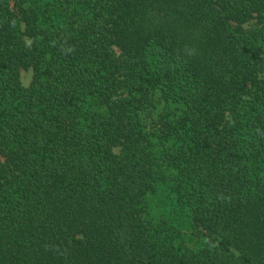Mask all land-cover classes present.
I'll list each match as a JSON object with an SVG mask.
<instances>
[{
    "label": "trees",
    "instance_id": "16d2710c",
    "mask_svg": "<svg viewBox=\"0 0 264 264\" xmlns=\"http://www.w3.org/2000/svg\"><path fill=\"white\" fill-rule=\"evenodd\" d=\"M0 156V264H264V0H0Z\"/></svg>",
    "mask_w": 264,
    "mask_h": 264
},
{
    "label": "rangeland",
    "instance_id": "374dc122",
    "mask_svg": "<svg viewBox=\"0 0 264 264\" xmlns=\"http://www.w3.org/2000/svg\"><path fill=\"white\" fill-rule=\"evenodd\" d=\"M256 21H251L249 22L246 27L247 28H251V27H254L256 26ZM32 81V71H23L22 72V82L25 86H28ZM1 158V156H0Z\"/></svg>",
    "mask_w": 264,
    "mask_h": 264
}]
</instances>
